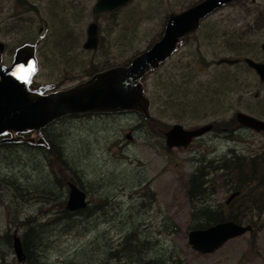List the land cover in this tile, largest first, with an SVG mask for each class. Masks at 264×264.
Instances as JSON below:
<instances>
[{
    "label": "rangeland",
    "instance_id": "1",
    "mask_svg": "<svg viewBox=\"0 0 264 264\" xmlns=\"http://www.w3.org/2000/svg\"><path fill=\"white\" fill-rule=\"evenodd\" d=\"M31 1L37 7L27 13V21L6 23L10 19L4 18L14 12L11 3L6 13L0 11V40L8 44L1 64L12 65L14 51L25 42L35 44L39 69L31 90L46 94L76 85L110 66L124 65L163 36L170 14L201 0H131L116 12L98 14L93 11L97 0ZM92 22L98 23L101 35L96 50L84 48ZM240 36L247 45L240 57L264 61V0H235L216 10L193 37L183 38L173 56L142 79L154 102L151 117L169 128L176 123L185 128L214 124L212 132L188 147L167 149L165 138L147 131L145 118L136 112L78 114L42 129L52 139L63 134L57 143L69 160L68 169L55 164L56 175L71 174L87 192L89 209H102V214L92 219L101 216L86 232L67 234L52 228L54 232L47 236L43 232L47 230H41L46 239L51 237L43 244H29L32 258L38 255L44 264H121L111 252L137 227L157 243L142 244L144 257H157L162 264L167 258L168 264L174 263L171 258L177 259L176 264H264V229L256 238L247 232L208 254L195 251L188 237L196 226L189 177L201 159H216L230 149L253 154L264 147V131L238 126L235 119L242 111L264 120V81L242 62L239 66L217 64L222 57L240 55L227 46L228 40ZM228 72L234 83L221 86L218 77ZM32 136L37 139L41 134L12 132L1 137L18 143L5 147L0 143V264H21L12 243L15 233L23 237L28 219L46 221L61 209L60 199L46 203L44 195L36 192L44 186L57 188L58 197L63 184L57 180V185H49L53 183L45 166L49 161L37 150L21 149L24 138ZM231 193L221 184L214 203L224 205ZM93 239L97 242L89 244Z\"/></svg>",
    "mask_w": 264,
    "mask_h": 264
},
{
    "label": "water",
    "instance_id": "2",
    "mask_svg": "<svg viewBox=\"0 0 264 264\" xmlns=\"http://www.w3.org/2000/svg\"><path fill=\"white\" fill-rule=\"evenodd\" d=\"M129 1L131 0H98L94 12H109ZM231 2L233 0H201L181 12L172 13L167 19L163 36L149 49L133 57L129 65L112 66L69 88L46 94H37L30 88L39 69L35 49L30 45L19 47L12 65L0 63V143L15 140L1 139L7 133L40 131L69 115L137 112L151 118V100L142 81L145 74L167 60L177 49L181 38L195 33L204 18ZM99 43V26L97 22H92L87 28L84 48L96 50ZM3 46L0 41V50ZM262 48L264 50V43ZM241 61V58L222 57L217 64L235 65ZM244 61L264 81V61L252 57H245ZM235 118L241 126L264 131V120L251 114L238 111ZM212 127L213 124H207L187 130L181 124H175L165 133L166 143L169 148L187 147L194 137L210 131ZM28 140L39 143L44 141L43 138L36 140L33 137ZM69 186L67 208L72 211L85 208L86 192L73 182ZM238 194L239 192L232 193L227 202H231ZM252 229L251 224L233 220L218 222L207 228L190 230L189 243L201 254L213 253L229 240L251 232ZM13 244L19 261H23L25 253L22 239L16 233Z\"/></svg>",
    "mask_w": 264,
    "mask_h": 264
},
{
    "label": "trees",
    "instance_id": "3",
    "mask_svg": "<svg viewBox=\"0 0 264 264\" xmlns=\"http://www.w3.org/2000/svg\"><path fill=\"white\" fill-rule=\"evenodd\" d=\"M119 8L113 11L116 12ZM191 37L193 36L190 34L188 38L184 37V39L188 40ZM241 39L242 37L240 36L238 39L227 41L228 48H231L236 52V54H240L239 56H235V58H240L241 54L244 53V50L247 49L245 39ZM156 40H154V43ZM151 45L149 47H151ZM131 59L124 63V65H128L131 62ZM243 64L246 65L245 68L253 70L245 62H243ZM237 66H239V64ZM233 81L234 76L230 72L218 77V82L221 86L227 85L231 87L234 83ZM237 81L240 83V79H238V77ZM32 88L34 89L35 87L32 86ZM153 104L154 102H152V105ZM171 105L173 106V104ZM93 115H105V113L83 114L81 116ZM139 115L145 118L143 119L148 125V127L146 126L147 131L150 129L154 133L158 134L161 138H165V132L169 129L168 125H166L156 116L147 118L142 114ZM78 116L80 115L66 116L49 124L47 127H50L54 123L65 121L66 118H74ZM237 125L240 126L239 122ZM28 133H32V131ZM40 134H43L46 143H49L48 146L38 145L25 139L22 141L21 149L28 153H32L37 150L41 155H43L49 161V164L45 165L46 170L49 171L48 176L53 181V183H50L49 185L53 187V185H57V180H60L63 184V189L60 190V195L58 197H55L58 195L55 194V191H58L59 193L57 188L53 189L51 187L44 186L41 189L39 187L40 191H36L38 195H44L42 200L46 203H51L47 201L60 199L59 203H61V209L58 212H54L53 216L46 221L41 222L35 217H32L26 221V225L24 226L25 232L21 239L22 244H25V247L28 249L30 255V249H32L33 246H30L29 244H36L38 241H41L43 244L51 237L50 235L49 238L46 239L44 233H47L48 236L51 231L54 232V230H51L52 228L63 229L67 234L74 231L86 232L89 230L88 225H92V223L97 220L99 222L101 216L97 217L98 219L93 222L92 219L96 218V216L99 214H102V209L90 210L89 206L73 211L66 207V199L69 193L68 184L69 181L75 182V180L71 174L57 173L56 175L54 170L55 164L60 166L66 165V170L68 169L69 160L66 158L64 153V155L62 154V148L59 147V143H57V139L60 140L59 138L62 137L63 134L60 132L59 137L54 139L49 138L46 133H43V131ZM17 143L18 141L2 142L1 146L5 147L6 144L16 146L15 144ZM166 148L168 149L167 146ZM246 155L238 153L236 149H230L225 155H221L216 159H212L210 161L201 159L200 165L195 168L189 177L188 193L195 208L192 213V217L196 226L193 229L207 228L218 222L229 220H233L241 224H251L253 227L251 231L253 238H256L259 231L264 229V147L261 150L254 151L253 154ZM73 171L75 172V170ZM62 178L66 179L68 183H66V181L63 182ZM219 179L222 181L221 183L218 182ZM221 184L225 185L229 190L232 191V193L239 192V194L231 202L228 203L226 201L224 205H221L220 203L217 205L214 203V197L217 194V189ZM23 191V189H20L21 193H23ZM20 196L23 197V194ZM132 228L133 229L130 230L129 233L124 235L119 245L115 246L119 248L111 252L113 256L126 257L129 253L130 255L143 258L145 247H142V244H157L156 242H153V238H151L150 233L147 234V231H144L146 234H141L140 228ZM41 230L47 231H43L44 233H41ZM134 230L136 233H134ZM161 232L162 231H159L158 233ZM96 242L97 240L93 239L91 242H89V244H94ZM33 260L34 264H38V262L39 264L46 263L38 255Z\"/></svg>",
    "mask_w": 264,
    "mask_h": 264
},
{
    "label": "flooded vegetation",
    "instance_id": "4",
    "mask_svg": "<svg viewBox=\"0 0 264 264\" xmlns=\"http://www.w3.org/2000/svg\"><path fill=\"white\" fill-rule=\"evenodd\" d=\"M98 1V0H97ZM97 1H96V3H97ZM235 0H233V2H234ZM12 4V7H13V11L14 12H10L9 13V17H6V18H4V19H10V20H6L7 22V24H14V23H18V22H20V21H22V20H28V19H25L26 18V15H27V13L28 12H31V10L34 8H36L37 7V5H35V3H33L31 0H0V11L2 10V12L1 13H6L7 11H8V5L9 4ZM96 3H95V5H96ZM232 3V2H231ZM230 4V3H229ZM95 5H94V7H95ZM125 5V4H124ZM227 5V4H226ZM123 6V5H122ZM225 6V5H224ZM94 7H93V11H94ZM223 7V6H222ZM32 8V9H31ZM220 9V8H219ZM115 10V9H114ZM218 10V9H217ZM113 11V10H112ZM216 11V10H215ZM214 11V12H215ZM109 12H111V11H109ZM181 12V11H180ZM213 12V13H214ZM95 13V12H94ZM100 13H105V12H100ZM96 14H98V13H96ZM211 15V14H210ZM208 17V16H207ZM206 17V18H207ZM205 18V19H206ZM204 20V19H203ZM203 20L201 21V25H202V22H203ZM99 26V25H98ZM200 30V29H199ZM196 33H194V34H191L192 36L193 35H195ZM190 36V34H188V35H185L184 37L185 38H188ZM99 37H100V42H101V35H100V29H99ZM185 40H187V39H185ZM185 40L184 39H182L181 40V42L182 41H184L185 42ZM3 44H4V46H3V48H2V50H0V57H1V61H2V58H3V55H6V54H8V44L6 43V42H4V41H2V40H0ZM181 42H179L178 43V46H177V49L175 50V52L176 51H178L179 50V47H180V44H181ZM25 45H30V46H33V48L35 49V51H36V55H37V49H36V45L35 44H31V43H28V42H25L22 46H25ZM21 46V47H22ZM99 46H100V43H99ZM18 49V48H17ZM17 49L14 51L15 53H16V51H17ZM174 52V53H175ZM15 53H14V56H15ZM242 58V60H243V58L244 57H241ZM258 61H260V60H258ZM244 62V61H243ZM242 62V63H243ZM1 63V62H0ZM241 63V62H240ZM247 64V63H246ZM251 68V67H250ZM254 70V69H253ZM255 71V70H254ZM176 124H180V123H176ZM208 124V123H207ZM207 124H204V125H207ZM210 124V123H209ZM175 125V124H174ZM182 125V124H181ZM204 125H200V126H197V127H194V128H185L183 125V127L185 128V129H187V130H193V129H195V128H198V127H202V126H204ZM172 127V126H171ZM170 127V128H171ZM214 124H213V127L210 129V131H208V132H205L204 134H202V135H200V136H196V137H194L192 140H191V142L189 143V145H191L196 139H199V138H202V137H204V135H206L207 133H209V132H212L213 131V129H214ZM169 128V129H170ZM168 129V130H169ZM167 130V131H168ZM253 130H255V129H253ZM257 131V130H256ZM40 133H42V131H40ZM166 133V132H165ZM40 138H43V140H44V142H41V143H39V142H33V143H35V144H38V145H46L47 146V143H46V141H45V139H44V136L43 135H41L40 136ZM17 141V140H16ZM165 141H166V136H165ZM188 145V146H189ZM167 146V145H166ZM187 146V147H188ZM168 147V146H167ZM169 148V147H168ZM169 149H172V148H169ZM78 185V184H77ZM79 186V185H78ZM80 187V186H79ZM81 189H83L82 187H80ZM84 190V189H83ZM87 193V192H86ZM68 195H69V193H68ZM88 195V194H87ZM87 200L89 201V199L87 198ZM89 206V204L87 205V207ZM13 245V250H14V244H12ZM22 247H23V251H24V253H25V259L23 260V261H19L21 264H23L24 262H26L27 264H34L33 263V259L34 258H32V256L29 254V252H28V249L25 247V244H22ZM15 251V250H14ZM17 256V255H16ZM147 258H149V257H143V258H138V257H136L135 255H130L129 253L127 254V256L126 257H115V259H116V261H119L121 264H123V262L122 261H124V259H126L128 262H134L135 264H162V261L159 259V258H151V259H147ZM17 259H18V257H17ZM172 260H173V264H176L177 263V259L176 258H171ZM19 260V259H18ZM168 261H169V259L167 258L166 260H165V262H164V264H168Z\"/></svg>",
    "mask_w": 264,
    "mask_h": 264
},
{
    "label": "bare ground",
    "instance_id": "5",
    "mask_svg": "<svg viewBox=\"0 0 264 264\" xmlns=\"http://www.w3.org/2000/svg\"><path fill=\"white\" fill-rule=\"evenodd\" d=\"M218 9H219V8H218ZM175 13H176V12H175ZM204 19H205V18H204ZM166 25H167V23H166ZM200 27H201V26H200ZM165 28H166V26H165ZM199 29H200V28H199ZM199 29H198V30H199ZM198 30H197V31H198ZM164 31H165V30H164ZM197 31H196V32H197ZM196 32H195V33H196ZM190 34H194V33H190ZM183 38H184V37H183ZM183 38H181V40H182ZM180 42H181V41H180ZM85 49H86V48H85ZM88 50H89V49H88ZM173 54H174V53H173ZM173 54H172L171 56H173ZM171 56H170V57H171ZM240 58H241V57H240ZM241 59H242V58H241ZM165 61H166V60H165ZM243 61H244V58H243V60H242L241 62H243ZM244 62H245V61H244ZM162 63H164V62H162ZM162 63H161V64H162ZM245 63H246V62H245ZM161 64H160V65H161ZM238 64H239V63H238ZM219 65H222V64H219ZM228 65H229V64H228ZM235 65H236V64H235ZM159 67H160V66H159ZM155 69H156V68H155ZM257 75H258V74H257ZM261 81H262V80H261ZM151 106H152V102H151ZM136 113H137V112H136ZM84 114H87V113H84ZM113 114H118V113H113ZM139 114H140V113H139ZM77 115H78V114H77ZM142 115H144V114H142ZM69 116H70V115H69ZM144 116H145V115H144ZM61 119H62V118H61ZM59 120H60V119H59ZM47 126H48V125H47ZM47 126H46V127H47ZM43 142H44V141H43ZM166 145H167V143H166ZM167 146H168V145H167ZM69 187H70V186H69ZM86 194H87V193H86ZM87 205H88V204H87ZM86 207H87V206H86ZM86 207H85V208H86Z\"/></svg>",
    "mask_w": 264,
    "mask_h": 264
}]
</instances>
